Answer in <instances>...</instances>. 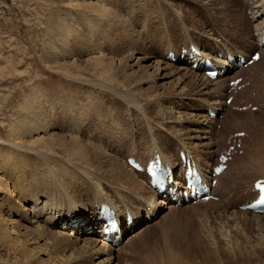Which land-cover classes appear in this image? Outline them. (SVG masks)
Masks as SVG:
<instances>
[{
  "label": "rangeland",
  "instance_id": "rangeland-1",
  "mask_svg": "<svg viewBox=\"0 0 264 264\" xmlns=\"http://www.w3.org/2000/svg\"><path fill=\"white\" fill-rule=\"evenodd\" d=\"M244 1L94 0L110 12L113 11L115 18L103 20L104 22L96 20L94 28L97 30L91 28L92 31H89L90 28L82 20V14L72 11L67 6L68 0H0V73H2L0 74V139L8 138L6 130L10 122V114H13L15 110L13 108L19 102L21 92L28 91L29 84L36 85L37 90L45 95L49 107L56 108L60 105L61 109L71 108L74 111L72 117L75 119L59 118V121L70 127L74 134L83 136V138L86 136L85 138L91 142L94 140L93 144L100 147H107V144H110V134L115 135L114 132H117L114 140L126 136V143L131 144L130 149L134 147L132 149L134 153L144 156V153L139 150L143 148L144 151L152 140L157 143L158 148H161L162 146L169 147L168 144L173 136L179 137V133L182 134L181 137L184 134L202 135L208 129L204 128L207 124L202 127L203 123L200 119L204 118L202 116H205L203 114L207 110L199 113L194 109L199 106V100L206 99L207 96L201 94L194 100L189 98V93L191 90L196 93L209 92L213 90L212 87L215 88L213 82L216 80H200L199 77H194L183 70H176L173 73L172 70L179 67L181 63L171 62L172 65H167L170 62L163 58L161 51L165 47H178L184 38L185 40L190 39L201 50L208 51V45L213 47L214 39L207 31V26L219 31L228 39L225 42L237 49L243 43L236 39H243L247 43L252 41L250 45H254V39L252 40L255 37L254 30L256 25L263 21L264 13L254 19L255 14L252 15L247 11ZM83 15L88 16V14ZM63 16L67 19L70 16L77 17L81 23L78 24V27H81H79L80 32L92 35L91 37L95 40L93 39L91 49L96 51L97 57L91 58L92 53L87 51L77 55V58L75 57L72 61L70 60L65 69L54 70L52 63L59 66L60 63L65 62L57 63L53 61L56 57L49 58L53 56L54 48L58 45L54 36L53 23L55 24L57 19ZM245 17L249 20L248 22ZM96 24H98L97 27H95ZM84 30H87L86 33ZM220 38L217 37V40ZM164 43L167 45L161 50V45ZM249 49L258 50L257 47ZM48 53H51V56ZM134 58H139V60L135 62ZM93 59L100 60L102 65L94 68ZM161 60L168 63L163 64ZM11 66L17 69L14 70ZM164 66L166 69L162 70ZM257 71L263 82L260 79L254 80V73ZM239 74L244 79L248 76L253 78V86L256 88L260 84L264 87V59L257 66L244 69ZM231 75L233 74L230 73L229 76ZM75 78H85L89 82L97 83H100V80L119 89L135 93L131 95L124 93L122 96V94L118 95L123 93L120 90L115 91L109 87L104 88L106 86L93 84L82 85ZM225 78L223 82L227 88L228 80ZM135 88L139 91H134ZM125 95L130 101L133 100V103L125 98ZM223 97L221 101L227 104L226 97L225 99ZM254 97V92L249 90L248 99L245 93L238 96L233 103L239 105L248 102L257 106L258 101ZM10 107H13L12 110ZM227 113V116L225 113L219 114L211 123V134L208 133V135L210 134L212 140L218 143L212 148L213 152L219 149L224 139L232 136L231 133L235 131L243 129L249 133L264 131V106L256 110L248 108L245 112L228 111ZM97 121H100V124L96 123ZM200 139H189V142L193 145L206 142ZM250 141L252 144L255 143V140ZM251 142L246 146L241 143L243 153L235 154L236 165L254 161ZM3 148L9 152L10 146L0 143V151L4 150ZM127 149L130 152L129 148ZM216 152L211 164H215ZM253 167L254 174L258 167ZM235 169L236 166L229 174L236 176L238 170ZM254 178H258V175L248 176L247 181L243 182L245 189L250 188ZM238 199L235 198V201L238 202ZM235 207L229 211L226 209V212L222 210L225 209L222 206L207 204L201 206L184 204L165 209L155 223L141 231L150 233L147 237L140 233V237L135 239L139 241L137 242L139 246L135 249V253L138 252L134 254L133 251L134 255L129 254V257L133 256V258L127 257L125 261L132 260L130 263L134 264V261L139 259L147 264L150 263L146 262L149 258L151 262H154L153 249L168 240L187 256L196 257L197 263H202L201 258L207 257L213 261L212 264H264V219L259 222L251 215L234 216L232 215L234 212H239L235 210ZM223 212L227 216L231 213L232 216L229 215V218ZM219 214L223 215L218 217ZM144 224L149 223L140 225L144 226ZM133 232L126 236L134 234ZM148 243L153 245H148ZM124 246L126 247L127 244ZM69 250L71 247L66 252ZM88 253L77 258V261L74 260V263L95 264L100 261L98 264H111L104 255L97 257ZM125 261L123 262L126 263Z\"/></svg>",
  "mask_w": 264,
  "mask_h": 264
},
{
  "label": "bare ground",
  "instance_id": "bare-ground-1",
  "mask_svg": "<svg viewBox=\"0 0 264 264\" xmlns=\"http://www.w3.org/2000/svg\"><path fill=\"white\" fill-rule=\"evenodd\" d=\"M98 3L94 2V0H68L66 4L72 11L82 14V20L87 24L88 28H90L89 31H92L91 28H94L95 25L94 21L115 18L112 10V12H110L106 7ZM244 3L246 4V9L249 10L251 14L256 11L253 17L254 19L264 13V0H245ZM83 14H88V16ZM248 21L247 19V22ZM79 22L80 21L75 16H70L69 19L63 16V18H58L55 24L53 23V29H55V32H53L55 33L54 36L58 45L56 44L57 47L54 48L53 56L49 58L54 59V57H56L53 61L57 63H60L59 61H65L60 63L59 66L52 63V68L54 70L65 69L67 67L66 64L70 63V60L72 61L75 57L77 58V55L87 51L92 53L91 58L97 57L95 54L96 51L94 52V49H91L95 39L91 37L92 35L90 36L84 34V32H80L81 27L79 26V28L78 24L81 23ZM263 22L264 19L256 25L255 30L262 31L264 29ZM113 23L114 21L112 24ZM97 25L98 24H96L95 27H97ZM207 28L210 36L214 39L213 47L208 45V51L201 50L190 39L185 40L184 38L180 41L178 47L167 46L168 48L165 47L163 49L167 44H162V56L170 63L162 60L160 62L163 64L168 63L167 65L181 63L179 67L172 70L173 73L176 70H183L194 77H199L200 80H206L208 78L203 76L202 73L194 71L190 66L185 65L184 60L171 63L167 58L168 52L172 51L178 58H182L183 56L184 59H187V56H189L187 52L190 51V45L194 44L202 55L217 59L218 54L221 53V58L224 59V56L227 54L226 50L231 54L241 53L250 55L252 51L249 48H254L258 45V41H255L254 37L252 38V40L254 39V45L252 46L250 45L252 41H248L247 43L244 42L243 39H236V41L243 43L242 46L237 49L228 42H225L228 41V39L219 31L210 28V26H207ZM94 29L97 30L96 28ZM98 30H100V28ZM50 32H52V30H50ZM217 37L221 38L217 40ZM183 49L186 50L184 55H182ZM263 57L264 53L260 54L258 61L253 63V67L257 66L258 63L263 60ZM91 58H89L90 61ZM134 59L136 60L135 62L139 60V58ZM95 60L96 59H93V61ZM8 63H10V61ZM224 63L227 62L224 61ZM71 64H74V62H71ZM94 64V68H96L100 67L102 62L99 60L95 61ZM173 66L175 65L173 64ZM13 69L15 70L17 68L13 67ZM164 69H166L165 66L162 70ZM258 74V71L254 73V80L258 81V79H260V81L263 82V79L261 76H258ZM224 77H226L225 74H223L222 77L216 78V81L212 80L214 81L215 88L211 86L213 90L209 92L196 93L191 90L189 93V98L194 100L201 94L207 96L206 99L199 100L200 104L194 110L199 113L207 110V112L205 111L206 113L203 114L205 116H202L204 118L200 120H202L203 123L202 127L207 124L204 128L208 130L199 136L184 134V136L181 137V133L178 134L179 137L173 136V139L168 144L171 151L167 146L161 145L162 147L158 148L157 143L152 140L149 147L144 151L143 148L139 150V152L144 153V156L134 153V150H132L134 147L130 149L131 144L128 145V143H126V136L122 135L123 137L121 139L114 140L117 132H114L115 135L110 134V144H107V147H100L97 144H93L94 140L91 142V140L85 138L86 136L83 138V136L74 134L70 127L65 126L64 123L59 121V118L69 117L70 120H74L75 118L72 117L74 111L71 110V108L61 109L62 106L57 104L55 105H57V107L60 106L59 109L53 106L49 107L45 95L37 90L36 85L31 86L29 84L28 91H22V94L20 93L21 98L19 102L16 101V106L14 108L12 107L15 110H13L14 112H12V115L10 114V122L6 130L7 132L5 131L8 138L6 137V140L0 139V143L10 146L8 149L9 152L4 148V150L0 151V264H75L74 260L77 258L79 259V257L88 252L97 257L104 255L105 259L111 264H133L130 263L132 260L129 259V262L125 260H127L129 254H133V251L134 254L138 252L136 251L135 253V249L139 246L137 245L139 241H135V239L140 237L141 231L152 223H155L160 218L163 210L175 208L178 205L174 202L165 201L157 197L155 190L148 183L147 176L128 166L127 158L133 156L146 165L153 157L154 153L159 152L163 160L175 169L173 172L174 184L181 185L180 176L177 174L178 167L181 163L178 153L179 149H184L195 159L197 165L204 173L205 178H209L213 165L211 161L213 160L215 152L217 151L216 156L224 152L226 140L224 139L223 145L213 152L212 148L218 143L212 140L213 138H211L210 135L211 123H213L214 119L210 118L209 114H207L208 109H214L221 114L225 113L226 116L228 111L238 112L234 111L232 108L234 105H237L233 103V100L239 95L245 94L248 90L247 87L244 86V89L238 94L234 93L237 91L234 89L228 93L230 87L227 82L228 87L226 88L223 82ZM75 79L79 80V83L82 85L93 84L106 86L104 88L109 87V89H114L115 91L120 90L123 93H119L118 95L122 94V96L124 93L130 95L135 93L130 90L119 89L116 86H111L107 82L105 83L100 80V83H97L94 81L89 82L85 78ZM235 79L236 77L232 79L227 78L226 80ZM263 88V85L260 84L259 87L253 89L258 98H264ZM134 91L138 92L139 89L135 88ZM232 94H234V97L230 105L221 101L223 95H226L225 97L227 99ZM225 97H223V99H225ZM125 98H127L126 95ZM128 100L130 101V99ZM130 102L133 103V100ZM13 103L15 104V102ZM96 123L100 124V121ZM113 130L115 129L113 128ZM59 131H61V133ZM241 131H244V138L241 140L244 146L251 142L250 140H255V143H250L252 146L251 152H253L255 156V158L253 157L254 161L251 163L250 161L247 163H238L239 165H236L232 153V159L227 162V168L216 178L217 183L212 187V194L217 197L218 201H209L207 205L222 206L225 208L222 209L224 212L227 210L229 211L236 205L235 210L239 212L233 211L234 213L232 215H251V217L256 218L260 222L264 219V213H253L252 211L241 209L240 206L257 195V193L253 191L254 181L264 178V131L259 130L256 133H249L244 129ZM208 133L210 134L208 135ZM107 137L109 136L107 135ZM197 138H201V141L204 140L206 142L196 145L189 142V139ZM127 148H129L130 152H128ZM174 150L176 151L175 153ZM235 166V170H238L236 176L234 174H229ZM253 166L258 167L254 174ZM208 168L209 170L207 171L206 169ZM251 175H258V178H254L251 181L250 188L245 189L243 182L247 181L248 176ZM235 198H239V201L236 202ZM102 203H107L116 211L123 231H125V233L127 232L124 235V239L126 238V240H121L117 246L112 245V243H107L100 238L102 230L99 228L98 215ZM202 204L203 203L199 204V206ZM126 213H129L133 217L135 226L131 231H127L129 227L126 225ZM230 214L231 213H229V215ZM222 215L223 214H219L218 217ZM224 215H226V213H224ZM229 215L226 216L229 217ZM232 215H230V217ZM142 223L149 224H144V226H142L140 225ZM259 227H261V225H259ZM134 230H136V232H133ZM131 232L134 234L126 236ZM149 233L150 232H144L142 236L147 237ZM125 244H127V248L124 246ZM149 244L151 243H148V245ZM158 245L159 247H156V245L154 246V248L156 247L155 249L152 248L155 258L154 262H151L149 258H147L148 260H146V262H150L147 264L201 263L200 261V263H197L198 260L196 261L194 255L195 258L187 256L180 248L172 245L168 240ZM70 247L71 250L66 252ZM143 253H141V255ZM121 254L124 255L121 256ZM129 258H131V256ZM201 260V264L213 263V261L207 257H203ZM140 262L141 261L138 259L134 261V264H144V262ZM98 263H100V261L95 264Z\"/></svg>",
  "mask_w": 264,
  "mask_h": 264
}]
</instances>
